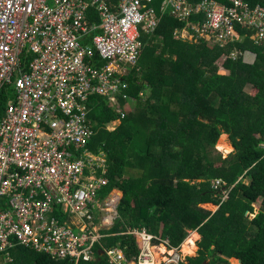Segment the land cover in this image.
Returning <instances> with one entry per match:
<instances>
[{
    "label": "built area",
    "instance_id": "built-area-1",
    "mask_svg": "<svg viewBox=\"0 0 264 264\" xmlns=\"http://www.w3.org/2000/svg\"><path fill=\"white\" fill-rule=\"evenodd\" d=\"M155 1L0 0V94L7 87L14 94L0 118V257L5 262L14 264L11 253L19 246L73 264L95 260L94 248L114 225L121 198L100 195L109 184L108 169L99 164L105 157L87 151L94 135L88 105L101 97L123 118L120 99L126 106L134 101L124 79L141 56L142 34L159 27ZM227 1L164 0L161 12L182 23L203 17L176 30V41L234 44L240 40L238 27L253 32L256 44L264 40V7ZM239 55L234 51L232 57ZM224 185L213 181L214 190L223 189L222 202L229 194ZM126 234L141 242L131 264L186 261L183 244L173 247L145 229ZM104 251L110 263H127L121 249Z\"/></svg>",
    "mask_w": 264,
    "mask_h": 264
},
{
    "label": "trees",
    "instance_id": "trees-1",
    "mask_svg": "<svg viewBox=\"0 0 264 264\" xmlns=\"http://www.w3.org/2000/svg\"><path fill=\"white\" fill-rule=\"evenodd\" d=\"M163 1H155L157 11ZM244 1L264 7V0ZM90 12L99 24L96 11ZM158 15V29L142 34L141 56L124 79L137 106L129 110L120 99L122 118L101 97H92L88 105L94 135L87 149L104 153L108 164L109 184L100 195L115 188L123 196L114 225L94 248L95 260L79 264H112L104 251L112 247L131 263L141 242L126 234L128 229H145L173 247L185 241L187 230H197L198 254L181 264H230L232 258L264 264V40L256 44L253 32L238 27L240 40L234 44L176 41V30L203 17L182 23ZM234 51L240 53L237 59ZM248 54L254 56L252 63L245 60ZM249 86L251 94L246 93ZM13 97L10 87L0 94V118ZM115 122L116 127L106 129ZM225 135L233 151L223 158L215 147L221 136L218 147L230 146ZM216 179L229 189L223 202L222 187L213 188ZM11 255L14 264H73L23 246ZM0 264L10 263L0 257Z\"/></svg>",
    "mask_w": 264,
    "mask_h": 264
},
{
    "label": "rangeland",
    "instance_id": "rangeland-1",
    "mask_svg": "<svg viewBox=\"0 0 264 264\" xmlns=\"http://www.w3.org/2000/svg\"><path fill=\"white\" fill-rule=\"evenodd\" d=\"M193 41V40H192ZM187 42H191V41H187ZM195 42V41H194ZM244 57H246V61H249L250 63H252L253 61H254V56L253 55H251V54H248L247 56H244ZM225 56H223V57H221V59H219L217 62H216V64H217V66L218 67H221L222 65H223V63H224V61H225ZM252 91H253V89L249 86V87H247L246 88V93H248V94H251L252 93ZM148 96H149V92H148ZM144 96H140V98H143ZM127 106H129V110H132V108L134 109L137 105L135 104V101H130V102H127ZM116 114H118L119 115V113H116ZM111 128H113V126L110 124V125H108L107 127H106V129L107 130H110ZM111 131H114V130H111ZM226 136V138L225 137H223L224 139H226V143L227 144H229L230 145V147H231V149H232V151H233V147H232V145H231V142H230V139H229V136L228 135H225ZM222 137V136H221ZM221 137L219 138V140H218V142H217V145H216V147H215V149L217 150V151H219L221 154H223V158L224 157H226L229 153H225V151H222V150H220L219 148H218V145H219V143H220V141H221ZM231 151V152H232ZM230 152V153H231ZM101 160L99 161V164L101 165V164H104L107 168H108V164H107V159H104V158H100ZM114 194L116 195V194H118V197H120V198H122L121 196H120V194H119V190L118 189H115V191H114ZM257 211L255 210V213H256ZM255 214H251L250 215V219H253L255 216H254ZM107 228H111L110 226H107ZM189 231H191V232H193V233H191V235L189 236V238L185 241V243L187 242V241H189V239L191 238V237H193V235L195 234V233H197L198 234V232H197V230H189ZM200 239H201V236L199 235V238L198 239H196V244H197V246H198V242L200 241ZM199 248V247H198ZM184 249V248H183ZM185 252V251H184ZM233 264H235V262H233Z\"/></svg>",
    "mask_w": 264,
    "mask_h": 264
},
{
    "label": "crops",
    "instance_id": "crops-1",
    "mask_svg": "<svg viewBox=\"0 0 264 264\" xmlns=\"http://www.w3.org/2000/svg\"><path fill=\"white\" fill-rule=\"evenodd\" d=\"M164 2V1H163ZM161 7H162V4H160V8H159V11H157V14L158 13H160V14H162V15H169L170 16V14H168V13H162L161 12ZM158 17H159V15H158ZM87 151H89L91 154H96L97 156H103V157H105V154L103 153V154H100V153H95V152H93L92 150H87ZM114 191H115V188L114 189H112V191L110 192V194L112 193V194H114ZM119 194H120V196L122 197L123 196V193H122V191H120L119 190ZM96 222L98 223L99 221H98V218H96ZM188 231V236H187V238L185 239V241L189 238V236L191 235V233H193V232H191V231H189V230H187ZM198 236H199V234H198ZM185 241L182 243L183 244V246H184V244H185ZM199 243V242H198ZM189 247H193L192 249H193V251L191 250V248H190V251H188L186 254L184 253L183 254V257H186L187 255V258H189V257H196L197 256V254H198V250H199V246H197V244H196V240L194 241V242H190V244H188V248ZM183 251H184V249H183ZM191 251H192V253H191ZM138 256V255H137ZM136 256V257H137ZM136 257H134L133 259V261L132 262H134L135 261V259H136ZM186 258V259H187ZM126 260H127V263L129 262L128 261V259L126 258ZM229 262H230V264H233V262H235V264H241V263H239V260H237V259H235V258H232V259H229L228 260ZM131 262V263H132ZM127 263H125V264H127ZM131 263H129V264H131Z\"/></svg>",
    "mask_w": 264,
    "mask_h": 264
},
{
    "label": "bare ground",
    "instance_id": "bare-ground-1",
    "mask_svg": "<svg viewBox=\"0 0 264 264\" xmlns=\"http://www.w3.org/2000/svg\"><path fill=\"white\" fill-rule=\"evenodd\" d=\"M220 150H222V151H225V153H230L231 151H232V149H231V147L230 146H219L218 147ZM107 220H110V218H108ZM199 238V236H198V234L197 233H195L194 235H193V237H191L190 239H189V241H187L185 244H184V246H183V248H184V251H185V253H187L188 251H190V248H191V250L193 251V247H189L188 248V244H190V242H194L196 239H198ZM192 251H191V253H192Z\"/></svg>",
    "mask_w": 264,
    "mask_h": 264
},
{
    "label": "water",
    "instance_id": "water-1",
    "mask_svg": "<svg viewBox=\"0 0 264 264\" xmlns=\"http://www.w3.org/2000/svg\"><path fill=\"white\" fill-rule=\"evenodd\" d=\"M239 263H241V261L239 260ZM204 264H206V263H204Z\"/></svg>",
    "mask_w": 264,
    "mask_h": 264
}]
</instances>
